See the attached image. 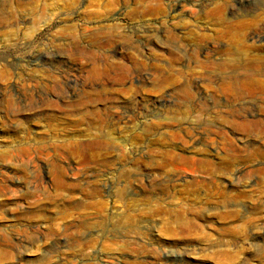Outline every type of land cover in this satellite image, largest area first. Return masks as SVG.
<instances>
[{"label": "rangeland", "instance_id": "obj_1", "mask_svg": "<svg viewBox=\"0 0 264 264\" xmlns=\"http://www.w3.org/2000/svg\"><path fill=\"white\" fill-rule=\"evenodd\" d=\"M52 12L0 27V264H264V130L243 129L264 121V100L228 92L264 0H56ZM113 26L127 44L105 42ZM132 44L145 79L109 85L99 105L118 143L72 153L96 131L78 105L92 63L77 48Z\"/></svg>", "mask_w": 264, "mask_h": 264}, {"label": "bare ground", "instance_id": "obj_2", "mask_svg": "<svg viewBox=\"0 0 264 264\" xmlns=\"http://www.w3.org/2000/svg\"><path fill=\"white\" fill-rule=\"evenodd\" d=\"M55 3H56V0H54V2L51 5L48 2V0H30V1L8 0L6 3V7H5V9H7V13L0 12V27H6L7 29L8 28L13 29L18 26L17 28H19V25L21 27V25L23 24V23L20 24L22 19H24L26 23L29 21L35 22L38 19H45L48 15H51L53 13L52 7L55 5ZM93 14H97V12ZM247 27H249V30L251 33V40L253 41V43L252 45H248L244 47L243 62L240 61L241 63L238 64L237 62L233 61V59L230 60L229 64L231 66L229 65L228 66L231 67L232 69L231 74H232V78L235 79V84L230 87L228 92H230V95L231 93H234V96L237 98L242 97L243 95H245L246 92H248L250 95L254 97L256 101H263L264 100V41L262 39L264 38L261 35L262 33H264V23H262V21H259V20L251 21V23H249V26ZM105 36H106L105 42L109 44V46L110 44L120 45L128 41V37L125 34V32L117 26L111 27L110 32H108ZM168 40H170L174 44L177 43L176 42L177 37L173 34L170 35V39ZM165 45L167 46L168 44L166 43ZM168 46L166 50L169 53L170 60H172V62L171 61L170 62L172 64L177 62L176 65L179 64L180 62V65L183 64L182 66L184 67L185 64L182 62L184 60L182 58L184 57L183 56L184 54L182 56L180 55L181 49L178 48V46L176 47L173 44H171V46L170 45ZM76 51L92 63V69L90 71V74L89 76L86 77V81H83L85 82L84 84L85 86H84V89L82 90L78 105L86 109V111L89 114L92 113L89 116L90 117L89 125L91 127L90 126L88 127L95 128L96 131L89 129L91 132L89 131L90 133L88 132V134L86 135L84 139L75 140L71 142L69 141L67 145H68V149L72 150V151L70 150L72 153L73 152L75 153L85 152V154H87L88 156L90 155V157H95L96 155L93 156L92 154V153L95 154V152H92V150H95L96 148L108 149L112 146H115L118 143L116 138L112 136V133L109 132L110 130L109 131L107 130L109 126V120L107 121V119L104 117L102 109L99 108L100 103H102L103 101L105 100L108 101V100L113 99V93L109 90V88L111 87L108 88V86L125 83L137 75L141 77V79H145L144 78L145 73L143 72L147 68H149L151 64L147 63L145 60L146 58H144L145 56H147L145 50L140 48V46L137 44H132L128 48H126L125 46L124 48L121 47L120 50H118V48L116 50L115 48H113V50L107 51V52L104 49L96 50V51L86 50L84 49V47L83 48L79 47L77 48ZM115 51L121 55V58H122L121 60L113 59L114 55L112 53H115ZM147 54L148 56L154 57V55L149 54V52H147ZM204 54L208 62H211L213 64H214V61L218 60L219 58L221 59L223 55L222 51L219 49V43H217V45L213 46L211 49L204 50ZM194 58H195L194 61L197 65L199 66L204 65V62L199 59V56H196ZM232 62L233 64H231ZM227 63H228V60H227ZM154 67L157 69V71H160L159 70L160 68H158L159 67L158 65L154 64ZM184 92L189 94L187 90H185ZM260 104L261 103H258L257 105H260ZM76 105L70 104L68 105V107H72V108L78 107ZM104 110L109 111L111 109L109 107L106 108V106L104 105L103 111ZM198 110L201 112L203 111V109H200V108ZM116 112L118 111L116 110ZM240 117H242L245 120L247 118L245 114L240 115ZM85 118L88 119V117H85ZM126 119L128 118L123 117L122 120L119 119L121 120L119 121V123H127L128 120ZM82 121H85V120H82ZM112 121L113 119L110 120V122ZM194 122L197 123L196 120ZM258 124L261 126V129L264 130V121L262 120L258 122H254V123L253 121L246 122L244 125V128L242 125L240 126H242V128L245 129L246 131L247 130L249 131V130H252L254 126L256 127ZM198 138L201 139V137H198ZM66 143L67 142L62 144L61 147H64L63 145H66ZM138 151L139 150H137V152Z\"/></svg>", "mask_w": 264, "mask_h": 264}]
</instances>
